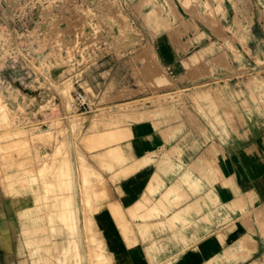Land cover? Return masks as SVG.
Returning <instances> with one entry per match:
<instances>
[{"label":"rangeland","instance_id":"rangeland-1","mask_svg":"<svg viewBox=\"0 0 264 264\" xmlns=\"http://www.w3.org/2000/svg\"><path fill=\"white\" fill-rule=\"evenodd\" d=\"M17 1L0 0V66L4 58L6 63L13 40L4 20ZM130 1L128 18L115 6L104 14L103 8L96 9L98 3L49 0L55 23L64 22L63 31L55 26L59 34L55 38L28 33L26 44L36 43L42 51L38 59L42 63L52 58L51 64L63 69L47 72L39 67L47 79L35 76L29 85L12 81L10 75L15 72L1 71L10 83L0 87V187L4 195L32 196L31 205L18 214L13 247L17 260L5 264H180L183 259L186 261L181 264H190L194 258H185L187 248L153 256L148 248L131 246L135 241L127 237L130 229L125 227L124 216L117 205L106 203L104 178L81 149L91 150L89 142H93L92 135L86 137V125L127 112L137 117L175 112L192 115L201 124L187 103L190 96L195 98L193 93L199 92L198 96L206 97L216 87L231 84L242 86L234 93L243 102L247 95L254 102L261 100L256 83L264 81V7L259 0ZM19 26L26 27L23 22ZM163 33L175 45L200 43L207 37L210 44L206 52H211L194 57L195 64L177 77L153 55L151 38ZM154 64L165 74L166 84L147 75L146 70ZM226 68L230 71L223 72ZM111 79L113 88H109ZM79 87L91 93L97 103L94 108L83 113L65 109L64 121L57 119L41 127L18 122L17 112L5 99L31 98L40 113L52 117L57 113L53 102L56 90L67 108L70 93ZM184 108L186 113H182ZM210 125L217 131L213 122ZM107 206L113 209L117 231L109 230ZM134 213L131 211L132 217ZM231 242L234 244L226 252L237 247L234 240ZM131 250L136 253L131 254ZM215 256L193 264H217Z\"/></svg>","mask_w":264,"mask_h":264},{"label":"crops","instance_id":"crops-1","mask_svg":"<svg viewBox=\"0 0 264 264\" xmlns=\"http://www.w3.org/2000/svg\"><path fill=\"white\" fill-rule=\"evenodd\" d=\"M203 38L175 45L166 33L153 36V55L177 77L184 75L194 57L211 52ZM146 72L166 84L157 64ZM233 85L213 88L214 93L204 90L206 97L190 96L187 103L205 127L191 114L175 112L160 117L127 112L87 122L86 137L92 135L93 142L91 150L81 149L104 178L106 203L117 205L124 216L132 247L148 248L153 256L187 248L185 258L194 257L190 264L213 254L217 264H264V81L256 83L257 102L248 95L243 102L234 93L242 86ZM30 195H4L0 187V264L17 260L18 214L31 205ZM109 207V230L117 231ZM233 240L237 247L226 252Z\"/></svg>","mask_w":264,"mask_h":264},{"label":"built area","instance_id":"built-area-1","mask_svg":"<svg viewBox=\"0 0 264 264\" xmlns=\"http://www.w3.org/2000/svg\"><path fill=\"white\" fill-rule=\"evenodd\" d=\"M130 2V0H115V2L112 0H94L93 4L98 3L96 9H98V7L101 9L103 8L104 10L102 11H104V14L110 12L111 6H115L116 8L119 7L127 14L130 11ZM86 4H88L87 0ZM51 6L52 3H50L49 0H18L16 3L11 5L13 11L4 20V26L9 29L10 36L13 38L11 42L12 49L11 52L8 53L6 63L4 58V65H6V68L4 65L0 66V87L5 86L6 83H10V80L1 73V71L5 69L15 72L14 76L10 75V79L12 81H18L19 83L26 85H29L35 76H43V78L47 79L46 74L44 75L38 70L39 67H44V70L46 69L47 72L49 70L60 71L63 69L62 65H52V58L45 61V63H42L38 60L40 55H42V51H38L36 43L34 42V45L31 46L26 44L28 33L35 32L36 37H46L45 35H48V37L55 38V36L59 35L55 26H58L60 30L63 31L64 22L60 20L58 23H55V16L51 14ZM19 7L21 8L18 11L17 9ZM99 11L101 12V10ZM128 18H130L129 15ZM20 22L25 23L26 27H20ZM19 28L21 29L18 30ZM52 28L54 32L51 30ZM32 29H34V31ZM43 81L46 82V86L49 88L50 84L47 83V80ZM56 94L57 95L54 94L55 96L53 98V102L57 108V113H55L56 116L53 115L52 117H48L40 113V111H38L39 108L33 104V101H30L31 98H27L25 101H22L13 100L9 96H6L5 99L11 109L17 112L18 122L32 123L36 127L50 125L51 121L56 122L57 119L64 121L66 118L65 109L83 113L91 111L97 104L92 98L91 93L82 87L72 90L67 108H64L61 95L57 90ZM19 106H21L22 109H20Z\"/></svg>","mask_w":264,"mask_h":264},{"label":"water","instance_id":"water-1","mask_svg":"<svg viewBox=\"0 0 264 264\" xmlns=\"http://www.w3.org/2000/svg\"><path fill=\"white\" fill-rule=\"evenodd\" d=\"M87 3L88 4H93L94 3V0H87ZM108 26V25H107Z\"/></svg>","mask_w":264,"mask_h":264},{"label":"bare ground","instance_id":"bare-ground-1","mask_svg":"<svg viewBox=\"0 0 264 264\" xmlns=\"http://www.w3.org/2000/svg\"><path fill=\"white\" fill-rule=\"evenodd\" d=\"M102 24V23H101ZM94 178V177H93Z\"/></svg>","mask_w":264,"mask_h":264}]
</instances>
